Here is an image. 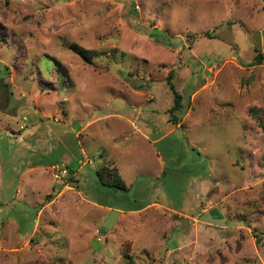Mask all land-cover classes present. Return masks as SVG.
<instances>
[{
    "label": "rangeland",
    "instance_id": "rangeland-1",
    "mask_svg": "<svg viewBox=\"0 0 264 264\" xmlns=\"http://www.w3.org/2000/svg\"><path fill=\"white\" fill-rule=\"evenodd\" d=\"M69 43L98 55L84 61ZM263 50L264 0H0V132L45 133L20 154L0 133V264H264V58L254 63ZM168 71L181 96L173 113ZM130 106L142 110L151 138L164 117L178 125L169 121L175 130L153 145L164 174L140 175L124 192L94 174L119 120L70 133L112 110L133 114ZM133 145L131 158L148 165ZM50 163L58 167L38 171L32 193L15 187L24 166ZM62 183L70 188L48 203ZM75 190L98 204L163 208L100 229L109 211ZM9 221L20 238L2 234Z\"/></svg>",
    "mask_w": 264,
    "mask_h": 264
},
{
    "label": "crops",
    "instance_id": "crops-1",
    "mask_svg": "<svg viewBox=\"0 0 264 264\" xmlns=\"http://www.w3.org/2000/svg\"><path fill=\"white\" fill-rule=\"evenodd\" d=\"M120 102V101H119ZM143 103V102H142ZM153 104V103H152ZM129 106V105H128ZM134 106H130L129 110L133 114H124V113H119L120 110H112L110 112H106L104 114L95 116L90 119H86L82 126H78V128L75 131H72L70 134H72L73 138L74 137H79L80 132H83L85 129H87L90 125H92L94 122H104L108 118H117L119 122L121 123L122 129L117 135H113L108 138L106 141V146H104L103 150L101 151L100 154H98V157L101 160V164H108L109 166H113L120 179L124 183V185L127 187V189L124 192H129L131 189V185L134 183V180L136 177L140 175H149L150 179H157L160 178L162 174H164L165 170V161L163 157L161 156V153L158 151L157 148L153 147L154 143L161 141L166 134H170L175 130V128L172 131L168 130V122L169 120L167 117L163 118V122L165 127L163 128L162 131H157V135L155 138H151V132L154 130L153 128H149L148 124H145L148 122L143 120V122L140 120L141 112L142 110L139 109V106L136 108H133ZM156 111V109L154 108ZM167 110V109H166ZM142 119V118H141ZM140 120V121H139ZM178 123L175 124L177 126ZM151 127L154 126V124H150ZM5 141L7 142V146L5 147L6 149H11L15 152L21 153V150L26 149L28 146L31 147L36 144V139L34 143H27L26 139L31 138L34 134H36L39 137L45 136V133L43 131H40L37 133L36 131L24 129L22 131H14V130H3L0 132ZM43 134V136H42ZM137 141L141 144V146H138V150L141 153H145L146 158L148 159L149 164L144 165V164H138L135 163V160H133L132 157V152L134 150H137L136 147H134L133 142ZM37 150H40L43 152L42 148L37 147ZM83 153L80 151L78 154V160L82 159L80 155ZM85 159L86 161L83 160V163H90L89 160L87 159V154L84 152ZM68 158L67 155H62V159ZM71 158V157H69ZM3 160H11V154L9 157H3ZM11 162V161H10ZM110 162V163H109ZM58 167L57 165L50 163V164H27V166H24L21 171L18 173L16 177V182H15V187L16 186H23L29 187L30 193H32V186L34 185V180L37 177L38 171H41L40 177L42 176V173L49 174L47 172L48 168L52 167ZM60 168L57 169L60 173ZM67 174V171L64 174H61V178H64L63 176ZM50 175V174H49ZM51 176V175H50ZM73 176V175H72ZM52 178V177H51ZM55 179V178H52ZM56 179H59L56 178ZM73 181H77V178L73 176ZM65 179H62V182H64ZM51 183V182H50ZM151 186V185H150ZM52 185L50 189L52 190ZM65 188H70L69 184H63L62 187L54 193L53 197L48 199V203H51L58 197L62 196L64 193ZM76 191L77 198L86 203L89 207L97 210H102V211H110V210H115L117 211L116 216H123L125 214H134L135 212H143L147 209H149L151 206H156L158 208H163L162 204L157 203L156 201L154 202V205H152L153 202H147V203H133L135 200H133L132 203L129 204L128 207L124 206H116L113 204H98L94 200L86 198V197H79V191ZM191 191V190H190ZM25 192V190H24ZM24 192L22 194V197L25 198ZM123 192V193H124ZM20 194V191L18 192ZM123 199H126L125 195H123ZM127 200V199H126ZM22 201V200H21ZM25 201V202H24ZM23 203L25 205H30L32 202H28L27 199L25 198ZM211 209L207 210H202V212H210ZM115 220V219H114ZM114 223V222H113ZM34 228L30 231L29 234H25V238H28L34 233ZM2 234L6 235L7 237H10L12 240L13 238L16 237H21L22 235L18 234V227L17 223L14 221H9L6 223V225L2 226ZM9 239V240H10Z\"/></svg>",
    "mask_w": 264,
    "mask_h": 264
},
{
    "label": "trees",
    "instance_id": "trees-1",
    "mask_svg": "<svg viewBox=\"0 0 264 264\" xmlns=\"http://www.w3.org/2000/svg\"><path fill=\"white\" fill-rule=\"evenodd\" d=\"M67 48L71 50L73 53L77 54L84 61H89L91 57L98 55V52L96 50L84 48L75 43H69L67 45ZM262 58H264V50L260 53H257L254 56V63H260ZM171 77H172L171 71H168L165 80L169 90L172 93V105L167 109L168 113H173L174 111H178L179 108L181 107V96L179 93L175 91L172 83L170 82ZM249 112L255 118L258 126L262 127L263 124L260 121L261 117L256 116L255 109H250ZM168 120L174 124L177 123V118L174 114H172V116L169 117ZM94 174L96 176L97 183L102 187L116 189L120 191H125L127 189V187L124 185V183L118 176L116 169L113 166H109L108 164H102L101 166H98L97 168L94 169ZM50 196H51L50 194H46L44 198L48 200Z\"/></svg>",
    "mask_w": 264,
    "mask_h": 264
},
{
    "label": "water",
    "instance_id": "water-1",
    "mask_svg": "<svg viewBox=\"0 0 264 264\" xmlns=\"http://www.w3.org/2000/svg\"><path fill=\"white\" fill-rule=\"evenodd\" d=\"M117 213L115 210H110L109 215L102 221L100 229L109 230L113 225Z\"/></svg>",
    "mask_w": 264,
    "mask_h": 264
},
{
    "label": "built area",
    "instance_id": "built-area-1",
    "mask_svg": "<svg viewBox=\"0 0 264 264\" xmlns=\"http://www.w3.org/2000/svg\"><path fill=\"white\" fill-rule=\"evenodd\" d=\"M60 173H61V174H64V173H65V169H61V170H60ZM96 239H97L98 241H101V240H103V237H101L100 235H97V236H96ZM157 264H158V263H157Z\"/></svg>",
    "mask_w": 264,
    "mask_h": 264
}]
</instances>
